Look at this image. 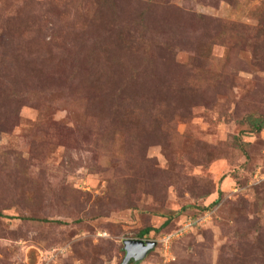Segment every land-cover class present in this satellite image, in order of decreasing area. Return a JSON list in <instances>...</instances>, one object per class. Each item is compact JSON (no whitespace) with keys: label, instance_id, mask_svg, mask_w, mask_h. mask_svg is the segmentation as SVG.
Segmentation results:
<instances>
[{"label":"rangeland","instance_id":"rangeland-1","mask_svg":"<svg viewBox=\"0 0 264 264\" xmlns=\"http://www.w3.org/2000/svg\"><path fill=\"white\" fill-rule=\"evenodd\" d=\"M249 116L264 0H0V264H264Z\"/></svg>","mask_w":264,"mask_h":264},{"label":"built area","instance_id":"built-area-1","mask_svg":"<svg viewBox=\"0 0 264 264\" xmlns=\"http://www.w3.org/2000/svg\"><path fill=\"white\" fill-rule=\"evenodd\" d=\"M208 218L210 219L209 214H205L202 217H191L188 218L187 221H185L184 224H182L178 229L174 230L172 233L165 234L161 238V244L164 247L166 253H168L171 249V246L185 237L186 235L193 232L195 229H198L200 227H203L205 223L207 222Z\"/></svg>","mask_w":264,"mask_h":264},{"label":"water","instance_id":"water-1","mask_svg":"<svg viewBox=\"0 0 264 264\" xmlns=\"http://www.w3.org/2000/svg\"><path fill=\"white\" fill-rule=\"evenodd\" d=\"M156 248V243L151 241H126L125 242V259L123 264L143 262L150 252Z\"/></svg>","mask_w":264,"mask_h":264},{"label":"trees","instance_id":"trees-1","mask_svg":"<svg viewBox=\"0 0 264 264\" xmlns=\"http://www.w3.org/2000/svg\"><path fill=\"white\" fill-rule=\"evenodd\" d=\"M246 122L248 123V127L253 131V132H261V131H263V129H264V120L262 119V118H256L255 116H249L247 119H246ZM220 204V200H217V201H215L213 204H212V208H214L215 206H218ZM211 208V209H212ZM207 212V211H206ZM199 216H201V215H196V216H190V217H194V218H196V217H199ZM189 218V217H188ZM187 219V218H186ZM185 219V220H186ZM168 226V222L164 225V228H166ZM180 226H177L176 228H174V230H176V229H178ZM173 230V231H174ZM172 231V230H171ZM171 231H169L167 234H169V233H171ZM152 232V229L151 228H147V229H145V230H142L140 233H139V235H138V238L140 239V240H145L148 236H149V234ZM188 235H190V234H188ZM188 235H186V236H188ZM185 236V237H186ZM185 237H183V238H185ZM182 238V239H183ZM181 240V239H180ZM179 240V241H180ZM178 242V241H177ZM176 243V242H175ZM124 255H126V253L124 252ZM133 262V261H132Z\"/></svg>","mask_w":264,"mask_h":264},{"label":"clouds","instance_id":"clouds-1","mask_svg":"<svg viewBox=\"0 0 264 264\" xmlns=\"http://www.w3.org/2000/svg\"><path fill=\"white\" fill-rule=\"evenodd\" d=\"M210 218H211V216H210ZM206 223H207V222H206ZM206 223H205V225H206ZM205 225H204V226H205ZM200 228H202V227H200ZM200 228H198V229H200ZM195 230H197V229H195ZM143 241H146V240H143ZM155 249H156V248H155Z\"/></svg>","mask_w":264,"mask_h":264}]
</instances>
